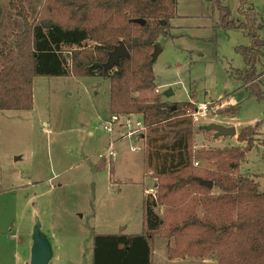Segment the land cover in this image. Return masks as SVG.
<instances>
[{"label":"rangeland","instance_id":"1","mask_svg":"<svg viewBox=\"0 0 264 264\" xmlns=\"http://www.w3.org/2000/svg\"><path fill=\"white\" fill-rule=\"evenodd\" d=\"M26 1L34 15L41 0ZM221 3L234 23L244 20L240 0ZM245 5V10L254 8L264 38V0ZM176 13L179 17L171 21L175 37L156 40L162 51L153 63V90L172 108L183 101L193 105L188 114L194 166L217 170L222 162L237 163L233 173L252 176L263 190L264 73L256 83L259 98L234 73L245 69L235 48L248 45V37L240 29H221L218 11L205 0H176ZM21 25L8 0H0V41ZM262 50L257 72L264 71ZM109 88L110 80L101 76H34L32 108L0 112V264H29L36 224L52 248L48 264H92L94 234L143 232V199L149 187L157 198L156 179L144 174L145 137L119 139V128L111 133L101 128L110 115ZM199 103L207 104L205 115L194 114ZM232 107L231 115L218 114ZM211 123L232 126L236 135L217 138L204 128ZM255 123L254 135L237 138L242 127ZM110 141L114 157L105 151ZM133 144L138 148L131 150ZM247 144L251 148L240 160L238 151ZM155 210L163 213L162 206ZM169 246L172 241L153 236L152 264H217L214 256L169 259Z\"/></svg>","mask_w":264,"mask_h":264},{"label":"trees","instance_id":"2","mask_svg":"<svg viewBox=\"0 0 264 264\" xmlns=\"http://www.w3.org/2000/svg\"><path fill=\"white\" fill-rule=\"evenodd\" d=\"M205 1L218 11L221 29H240L248 37V45L235 48L245 69L234 73L259 98L256 83L264 71L255 65L264 38L254 8L245 10L247 0H240L244 20L236 24L221 0ZM26 2L8 0L22 25L0 41V112L32 108L34 76H101L110 80L111 114H140L146 126L143 168L156 179L157 198L144 196L142 233L94 234L92 264H152L155 234L172 241L169 259L214 256L217 264H264V189L252 176L233 173L237 163L222 162L217 170L194 166L193 105L183 101L172 108L153 90L151 55L157 38L169 35L179 17L176 0H41L34 15ZM120 41L129 56L105 73ZM233 107L218 114L231 115ZM257 128L244 126L237 138L247 140ZM250 148L238 151L240 160ZM160 206L162 214L155 210Z\"/></svg>","mask_w":264,"mask_h":264},{"label":"water","instance_id":"3","mask_svg":"<svg viewBox=\"0 0 264 264\" xmlns=\"http://www.w3.org/2000/svg\"><path fill=\"white\" fill-rule=\"evenodd\" d=\"M139 22L142 24L143 20H139ZM160 47L158 45H154V50L151 55V60L154 62L160 53ZM129 52L126 49L124 43L122 41L119 42V44L109 53L108 59L106 63L104 64V72L111 71L112 69H116V67L119 65L120 58L128 57ZM171 91L167 90L164 92V95H170ZM207 130H214L215 131V137H232L236 134V130L232 126H222L218 124H209L204 127ZM205 184L211 188L212 182L208 181L205 182ZM52 258V248L50 245L49 240L44 237L39 230V224H36L33 228V234H32V246H31V252H30V261L29 264H48L50 259Z\"/></svg>","mask_w":264,"mask_h":264},{"label":"built area","instance_id":"4","mask_svg":"<svg viewBox=\"0 0 264 264\" xmlns=\"http://www.w3.org/2000/svg\"><path fill=\"white\" fill-rule=\"evenodd\" d=\"M208 109L206 103H199L194 114H202L205 115L206 110ZM137 116L132 114H110L109 118L105 121H102V129L106 132L111 133L113 131L114 126L119 128L121 131L119 132V139L122 138H131L134 140L143 141L145 125L140 118H136ZM139 145H131L130 149L135 150ZM107 155L109 157L116 156V151L114 149V141H110L108 143L107 148L105 149ZM104 156V153L101 152L99 157ZM195 165L198 162H194ZM147 197H155L154 187H149L146 191ZM152 199V198H151Z\"/></svg>","mask_w":264,"mask_h":264},{"label":"crops","instance_id":"5","mask_svg":"<svg viewBox=\"0 0 264 264\" xmlns=\"http://www.w3.org/2000/svg\"><path fill=\"white\" fill-rule=\"evenodd\" d=\"M174 20H175V19H174ZM174 29H175V26L173 25V22H172V27H171V29H170V33H169V35H168L170 38H174V37H175V35H173V33H172V31H173ZM175 34H176V33H175ZM248 41H249V40H248ZM155 44L158 45V46L160 45L157 41H156ZM159 47H160V46H159ZM160 49H161V50H160V53H161L162 48H160ZM160 53H159V54H160ZM159 54H158V56H159ZM154 62H155V61H154ZM154 62H153V63H154ZM154 79H155V77H154ZM109 113L111 114V112H109ZM235 135H236V134H235ZM227 137H229V136H227ZM232 137H233V136H232ZM217 138H218V137H217Z\"/></svg>","mask_w":264,"mask_h":264}]
</instances>
